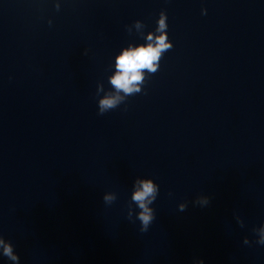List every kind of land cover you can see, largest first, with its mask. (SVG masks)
Listing matches in <instances>:
<instances>
[{"label": "clouds", "instance_id": "1", "mask_svg": "<svg viewBox=\"0 0 264 264\" xmlns=\"http://www.w3.org/2000/svg\"><path fill=\"white\" fill-rule=\"evenodd\" d=\"M57 8L59 9V5H57ZM206 11V9H202V14H206ZM159 17L156 30L160 32L161 35L155 37L154 44L148 43L146 46L142 45L135 49L125 50L117 58V74L111 79V85L117 92H123L126 95L140 93V88L136 87V85L143 80L142 72L147 70L150 73H155L157 71L158 62L161 59V54L173 47L172 42L168 40L167 32L164 31V29L168 28V24L165 22L167 20V15L164 11H161ZM136 23L137 26H140L139 20H137ZM49 24H51V21H49ZM147 39L152 41L153 35L149 34ZM121 99L122 98L119 96H108L101 99L99 101V114L103 115L109 110L115 109ZM137 184L138 187L133 192L131 200L139 209V211L135 213V220H138L140 224L139 231L141 233H146L156 218L155 209L151 205L157 198L159 185L154 184L152 179L138 180ZM116 199L117 195L115 193H105L103 196V201L108 205L112 204ZM193 204L202 208L207 207L210 204V197L207 195H199L195 198ZM187 207V201L181 202L178 205V210L182 212L185 211ZM133 216L134 214L131 211V206H129L127 218L133 220ZM236 219L240 226L243 227V220H241L239 216H237ZM253 232L256 235L255 243L264 245V224H262L259 229L254 228ZM244 243L250 244L251 242L245 237ZM0 246L3 247L2 255L4 257L19 264L20 257L18 254L14 253L11 243H6L3 238H0ZM193 264H204V260L201 258L194 259Z\"/></svg>", "mask_w": 264, "mask_h": 264}]
</instances>
